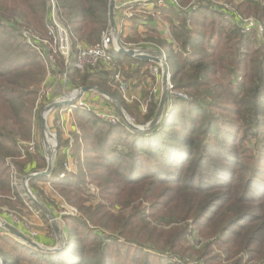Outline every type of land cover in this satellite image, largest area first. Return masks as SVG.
I'll list each match as a JSON object with an SVG mask.
<instances>
[{
	"label": "trees",
	"instance_id": "trees-1",
	"mask_svg": "<svg viewBox=\"0 0 264 264\" xmlns=\"http://www.w3.org/2000/svg\"><path fill=\"white\" fill-rule=\"evenodd\" d=\"M180 1L182 7L175 8V18L169 22H173V39L180 44L181 50L175 52L168 48L166 51L173 92L168 93L160 122L148 133H140L123 123L111 126L97 119L92 111L73 109L74 124L81 128L76 142H85L84 163L79 164L77 172L71 171L59 178L64 171L62 147L65 143L58 133L54 167L46 178L52 183L57 182L53 184L59 187L67 202L84 213L88 222L74 218L83 228L99 227L114 234L120 232L131 236L135 227H141L142 239H146L152 250L165 256V259L146 256L148 261L143 264H148L149 260L156 264H190L183 259L186 253L198 255L196 264H220L218 257H210L209 243L198 249H186L181 243L195 228L204 229L205 235L216 237L218 241L230 236L232 249H225V253L229 250L232 257L244 254L242 258L247 257L244 264H264V144L254 155L243 156V164L238 152L249 136L264 137V41L260 39L258 44L254 35L250 32L242 34L218 13L212 11L209 17L201 7L192 9L186 5L191 0ZM223 1L231 6L236 4L234 7L244 15L255 17L264 33V7L248 0ZM56 3L57 19L67 28L73 50L78 45L88 47L101 41L102 32L109 26V0H56ZM8 15H18L41 30L45 2L0 0V21L3 22L0 27L10 30V36L0 44V206L15 208L20 199L14 194L17 201L10 199L12 187L6 160L14 162L20 178L36 168L35 160L41 162L39 166L44 165L39 152L23 155L22 143L32 140L29 123L47 66L37 53L31 49L27 51L22 41L17 43V38L21 37L15 33L14 25L8 23ZM114 17L120 36L124 26L117 14ZM199 17H209L211 21L205 25L204 21H198ZM190 23L198 29L189 27ZM153 25L150 19L141 24V28H152ZM9 41L12 43L5 47ZM12 48L20 51L14 52ZM114 57L117 68L147 63L121 53ZM62 61L60 68L64 69ZM238 70L244 72L243 80H229L231 75L237 77ZM115 71L99 63L81 73L75 68V59L70 57L67 88L97 87L115 99L134 124H146L155 115L158 99L151 97L146 114L141 116L138 103H125L112 88L110 82ZM131 76L132 73L127 77ZM134 80L135 77L128 80L129 86L132 87ZM227 95L234 101L235 108H226ZM143 96L144 101L147 100L148 93ZM64 107L68 106L61 108ZM224 109L234 113L235 119L229 121L219 116ZM223 126H231L232 134ZM79 146L75 145L73 150L76 148L79 152ZM38 180L46 179H30L32 190ZM89 184L101 186L98 194L110 206L117 199L119 204L129 207L143 197L153 209L162 210L160 219L165 224L172 219L170 204L176 202L172 213L180 225L173 232L157 234L155 228H149L157 224L142 217L144 209L139 204L119 217L103 203L95 208L84 206L82 194L92 199L87 188ZM118 186L130 189L115 197ZM90 235L92 237L86 241L95 239L96 255L87 256L85 241L77 239L76 229L68 227L66 246L56 253L30 251L10 243L12 255L4 251H0V255L4 264H131L132 256L136 258V249L117 245L115 242L119 239L109 237L99 229L92 230ZM38 240L46 245L54 243L45 238ZM143 244V241L134 243L138 248ZM110 248L115 253L113 261L101 259L100 254L103 256ZM27 258L31 261H26ZM242 258L233 264H242ZM210 260L214 263H209ZM253 261L255 263H251Z\"/></svg>",
	"mask_w": 264,
	"mask_h": 264
},
{
	"label": "rangeland",
	"instance_id": "rangeland-1",
	"mask_svg": "<svg viewBox=\"0 0 264 264\" xmlns=\"http://www.w3.org/2000/svg\"><path fill=\"white\" fill-rule=\"evenodd\" d=\"M116 1H117V4H116L115 15L117 14V19L124 26V30H122V32L119 36L120 37V39H119L120 43L122 42L121 44H123V43L129 44L132 47V49H137V48L141 47L142 50H147V51H154V52L163 51L165 56H166V59H165L166 64L168 65V58H167V53H166L167 49L173 48L175 52H178L181 50L180 44L177 43L175 41V39H173L172 30H171V25L173 22H169V20H172L175 18L174 17V11H176L175 8H178L179 6H181V3H180L181 1L180 0H155L154 2H148L147 4L146 3H139L136 6H141V7H145V8L136 7V9H133V5H134L133 2L135 0H116ZM125 1H126L125 5H122ZM195 1H197V0H191L190 2L188 1L186 5L190 6ZM212 1L214 2V4H212L211 1L207 0V3H205L206 5L200 6L203 9L204 13H206L209 17H210V12H212V11L220 14L219 12H216L214 10H218V11L222 10V9H220L221 6L219 5V2H221L223 4L228 5V6L224 7L225 10L228 12V14L231 15L232 13H236L241 18H243L242 27H244L243 26L244 21H250L252 23L257 21L255 17L246 16L242 12H240L237 8H235L236 4L231 6L230 4L224 2L223 0H212ZM243 1L244 0H242V2ZM248 1L252 2L256 6L260 5V7L261 6L264 7V0H248ZM44 2H45V0H44ZM154 5H158V6H154ZM238 6L240 7V4ZM209 17H206V19H201V17H199L200 20L198 19V21H201V22L204 21L205 25H206V23L209 24V22L211 21V19H209ZM220 17L224 20V18L221 14H220ZM7 18H8V23L10 22L11 24L14 25V29L16 31V32L15 31L14 32L21 37V38H17V40H16L17 43H21V41H22L26 45V48L28 49V50L26 49L27 51H29L31 49L30 51H32L33 53H37V51L35 49H33L32 46H30V44H28L29 43L28 40H30L32 42L33 38L37 40L38 46L44 47L45 50H47V51H53L51 42H48L47 44L43 43V41H47V38H48L47 37V28L50 25V22H49L50 13H47L46 5H45L44 21L42 23L41 30H39V29L33 27L32 25L28 24L24 19H22L18 15H8ZM144 18L151 19V22L154 23L155 26L153 25L152 28H149V27L141 28V24H139V21H137L135 19H144ZM226 22L229 23V20L226 19ZM258 23L261 25L260 22H258ZM0 24H3V22L0 21ZM147 24H149V23H147ZM176 24H177V22H176ZM149 26H151V25L149 24ZM189 27H191L194 30L198 29L192 23L189 24ZM109 29H110V27L108 26V28L105 31H107ZM216 29H218V28L216 27ZM9 31L10 30H4L0 27V44H3L2 43L3 39H7L8 36H10ZM207 31H209V30H207ZM249 32H250V34L255 36L256 42L258 44L261 42L260 39L264 41V33L263 32H262V34H259L260 31L256 30V29L250 30ZM118 34H119V30H118ZM160 35H162V36H160ZM8 43H12V42L11 41L7 42L5 44V47H7ZM149 46H152L153 49H148ZM11 50L14 52L20 51V49L16 50V48H12ZM187 50L189 52H191V49L187 48ZM72 52L74 53V50ZM52 55L55 58L56 71L64 72V69L60 68L61 65L59 63L61 60H63V58L58 57L57 55H54V54H52ZM178 62H179V60H178ZM45 65L47 66V71L51 72V68L48 66V64L45 63ZM104 66L106 68L116 70L114 75L115 74L120 75L122 80L128 85V91H129V87H130L128 84V80L132 81L133 77H135L134 81H136V82H133V85H132L133 88H137L139 86L145 87L146 85L150 84L149 89L146 90V92L144 91V93H146V94L148 93L147 100L144 101V98H143L144 96L140 98L136 95H129L128 91H127V97L133 98L134 100L131 103L125 102L127 104H132L134 102H136V104L138 103L141 116L145 115L146 112H143L141 110V106H146V111H147V106H148L149 100L152 96V91L155 88V79L151 75V72H150V68L152 67V63L147 62L141 66L137 65L136 63H133L132 67H130V68H129V66H126V65H124L126 68H124V66H121V65L118 66V68H117V65L115 63L110 64V65L104 64ZM64 68H65V66H64ZM84 70H85V68L83 69V71ZM130 73H132V76L127 77ZM243 73H244L243 71L238 70L236 72L237 77L234 78V76L231 75L229 80H231V79L232 80H236V79L243 80L241 78ZM46 75H47V72H46ZM112 78H113V76L111 77V81H112ZM47 79L48 78H46V76H45L42 84H44ZM68 82L69 81L67 79V85H68ZM110 83H111L112 88L114 90H116L117 93L119 94L117 84L113 81ZM136 83H138V84H136ZM42 84H41V86H42ZM41 86H39V88H38L36 100L38 99L39 90H40ZM161 87H162V85L161 86L157 85L158 104H159L160 95H161ZM72 89H73V87H71L70 91L65 90V93H68V92L75 90V89H73V90ZM170 92H173V89ZM144 93H143V95H144ZM85 94L80 95L78 98L83 97ZM93 94L96 97L100 98V100H102L108 108L110 106L111 109H110V112L108 114L115 113L118 115V113L114 109L111 102H106L103 99L102 95L97 93V92H93ZM53 101H55V100L51 99V98H47V99L45 98L39 104H37V102L35 103L36 105L34 107V111H33L34 113L31 117V120L29 123L31 134H32L31 142H33V145H34L33 152L30 153L26 150L25 145H27L28 143H22V154L23 155H26V154L34 155L35 153L38 154V152H39V153H41V156L43 157L44 165L39 166V165H41V162H38L37 160H35L36 168L33 170H30L27 175L20 178L19 172H18L17 167L15 166L14 162L8 161V164L6 163V165H7V168L9 169L8 171H9V175H10V179H11V187H12V196L10 197V199H12V201H15L16 200L15 197H18L20 199V202H16V204H18V205L15 206V208H13V206L12 207H8L5 205L0 206V221L11 225L15 229H17L21 234H23L27 239L38 243L39 245H41V247L42 246L50 247L52 244H53L52 246H54L56 243L59 242L60 239L58 238V234L53 230L52 225H51L50 221L47 219V217L44 214H42L28 200V198L24 194L23 187H22V179L28 175H32L34 173L46 171V168L48 165L47 164V162H48L47 156H48V151L50 150L49 149L50 146H46L44 139L41 137L40 117H41L43 109L47 105L53 103ZM107 101H109V100H107ZM225 104L227 105L226 108H228V107L235 108L234 101L228 95L226 97ZM86 105L88 106L89 104L86 102ZM62 109H65V108L58 107L56 109H53L54 111L47 113L46 117H45L47 133L50 134L51 137L53 138L52 145L49 142H47V143L51 146H55V144L57 145V150H56V153L54 155V158H55L57 151H58L59 144H58L57 135H58V133L60 134L59 126H60L61 121H62L61 115L58 112H56V110L60 111ZM121 109L123 110L126 117L129 119V121L132 124H134L133 123L134 121L130 117V115H128V113L122 107H121ZM220 113H221V115H219V116H224L225 118L229 119V121H230V119H235L234 113L228 111L227 109H224V111H222ZM94 114L96 116V114H98V113H94ZM69 116H70L69 121L71 124L73 123V126L75 127V129H77V132H75L74 136H72L70 139V141H72L71 147H68L69 146V140H67L64 142L65 148L62 150L63 152H65V149H67V151L65 152V157H66L67 161L65 160L63 162V170L65 169L64 163L67 162V169H69L68 173H70L71 171L77 172L79 164L82 165L84 163L83 155H84V151H85L83 148V146L85 145V142L82 143L81 140H80L81 142H79V141L76 142V139H75L77 136L81 135V132H80L81 128L77 124L76 125L74 124L75 121L73 120L74 119L73 115H69ZM96 118L101 120L98 117H96ZM134 125H136V124H134ZM144 125H136V126H144ZM223 127L228 131L229 134H232V129L230 128L231 126H229V127L223 126ZM140 133H143V132H140ZM60 137H61V135H60ZM46 139H47V137H46ZM77 144L80 145L78 147L79 152L76 150V148L73 150V147ZM263 144H264V137L260 136L259 138H253V137L249 136L247 138V140L245 141V143L243 144V146L240 147V151L238 150V152L241 153L240 154L241 158L239 161L243 164L245 159L242 157L245 155H248V154L250 156L254 155L257 151H259V149L262 147ZM54 158H53V161L51 162V169L54 167ZM79 158H80V160L77 161ZM51 169H50V172H51ZM47 177H49V176H47ZM43 178H45L47 181L46 180L36 181L34 183V185H35V190L33 189L34 191L30 188V184L28 182L27 183L28 190L30 191L31 195L35 198V200L40 205H42L49 213H51L54 216L56 227L59 230L61 237L63 239H65V241H67V239H68L66 236V227H68L69 229H72V228L76 229L77 234L79 235L77 239L85 241L84 246H85V251L87 253V256L98 254L97 246H95V244H96L95 239L92 238L89 241H86V240L88 238L92 237L90 235L92 230L99 229V230L103 231L105 234L110 235L109 237L119 239L118 241L115 242L117 245H119V246L121 245L122 247H125V248L129 247V248H135L136 249L135 250L136 251V258H134L132 256V261H130L131 264H143L144 262H147L148 259L146 258V256H153L154 255L157 257H161L162 259H165V256L163 255V253L156 252V251L152 250L149 247L150 244H148L146 239H142V237H144V236L141 233H139V230L141 227H135L133 230V235H131V236L122 235L120 232L114 234L112 232L102 230L99 227H92L91 226L89 228L88 227L83 228L82 226H80L78 223L75 222L74 218H79V219L81 218L82 220L88 222L84 213L76 205H74L72 203L70 204L67 202V200H66L67 198L64 197V195L60 192L59 187L53 184V183H57V182L52 183V181L50 179H47L46 176H43ZM87 188H88V191L90 192V194L92 195V199H89V198H87V195L82 194L81 196L85 200L84 206H89V207L95 208L100 203H103V204H105V207L108 208V210H110L111 213L115 217H119L120 215L127 214L133 205L136 206L139 204L144 209V211H143L144 215H142V217L145 216L144 217L145 220L149 221L150 223L157 224L156 226L153 225L154 227H149V228H155L157 234H159V233L164 234L165 232H169V231L173 232L174 230L177 229V226L180 225L179 222L175 221V219H176L175 215L172 213V207L176 204V202H173L170 204L172 219H171L169 224H165L164 221H162L160 219L162 210L157 211V210L153 209L150 206V202L146 201V199H144L143 197H139L135 202H132V204L129 207H124L123 205L119 204L117 199L114 200V205L110 206L109 203L106 202V200H104L100 196V194H98V191L101 189L100 185L89 184ZM128 189H130V188L124 187V186H118V190H116L115 197H119L122 194V191L124 192ZM131 190L133 191V189H131ZM69 193H71V192H69ZM13 194L15 195V197L13 196ZM72 195H74V194H72ZM3 212L7 216H4ZM164 213H168V211L164 210ZM7 217H8V219H7ZM11 218L18 219L20 221L19 226H16L17 224H15L13 221H11ZM9 221H10V223H9ZM126 230H127V227H125L123 231L125 232ZM205 234H206V231L204 232V229H202V231H201L199 228H195L192 231L190 230V234H186L185 238L182 240L181 243L184 245V247L186 249L191 248V247L198 249L202 246V244L206 245L209 243L210 244L209 245L210 246V257H218V259L221 262L220 264H233V263H235V261L237 259H240L243 257L244 254L238 255L237 257L231 256L230 251H229L230 249H232V248H230L232 246V243L229 241L230 236L224 237L223 241H218V240H216V237H213V236L210 237V236H207ZM39 238L54 240V243H52L51 245H46V244H43L42 242H40L38 240ZM77 239H75V241H79ZM141 241H143L144 246L139 247V248L135 247L134 243L141 242ZM80 242L81 241H79V243ZM224 242H226V243H224ZM10 243H12V244L15 243V245L17 244L18 246H20V247L22 246L23 248H26L30 251H35V252L37 251V250L31 248L30 246H28L25 242H23L19 238L15 237L14 235H12V234H10V233H8V232H6L0 228V251H4V252L9 253V255H12L11 253H12L13 247L10 246ZM79 247H82V246H79ZM225 249H229L228 253H225ZM39 252H41V251H39ZM15 255H18V253L15 252ZM197 256L198 255H192V254L186 253V254H184L183 259L185 261H187L188 263L190 262V264H196ZM100 257H101V259L104 258L107 261H109V260L113 261V259L115 258L114 250L112 248H110V250L106 254H104L103 256H102V254H100ZM1 258H2V256H1ZM246 259H247V257H244L241 259L242 264L245 263ZM26 261H31V259L27 258ZM32 261H33V259H32ZM171 262H173V260H171ZM174 262L179 263V260H175ZM209 263H214V261L210 260ZM251 263H255V262L253 261ZM0 264H1V262H0ZM21 264H26V263H21ZM148 264H156V263L152 262V260H149Z\"/></svg>",
	"mask_w": 264,
	"mask_h": 264
},
{
	"label": "built area",
	"instance_id": "built-area-1",
	"mask_svg": "<svg viewBox=\"0 0 264 264\" xmlns=\"http://www.w3.org/2000/svg\"><path fill=\"white\" fill-rule=\"evenodd\" d=\"M154 1L155 0H135L133 2V4H134L133 9H136V7L145 8V7H141V6H136L139 3H146L147 4L148 2H154ZM209 1H211L212 4H214V2L212 0H209ZM125 3H126V1L122 5H125ZM205 3H207V0H201V1L197 0L194 3H192L190 6H192V9H198V8H200V6L206 5ZM116 4H117V1H116ZM45 5H46L47 13H50V19H49L50 25L47 28V37H48L47 41H43V43L47 44L48 42H51L53 51H47V50H45L44 47L38 46L37 40L34 39L33 37H32L33 41L31 42L30 40H28V42H29L28 44H30V46H32V48L37 51V53L41 57V59L46 64H48V66L51 68V72L46 70V72H47L46 78L52 77L57 81L63 82V84L67 83V66H68L70 57H73L75 59V68L78 71H80L81 73L83 72L84 68L93 67L99 63H103L105 65H110V64L115 63V57L114 56H115V54L119 53V51H118V47L115 43V39H114L110 29L102 33L101 41L99 43H97L93 46H88V47L78 45L75 47L74 53H73L72 52L73 46H72L71 37L68 33V30L63 25V23L57 19V15H56L57 3H56V0H45ZM219 5L221 6L220 9H222V10H220V11L214 10V9L213 10L216 12H219L223 16L225 21L227 19V20H229V22L233 26L239 28L242 34L248 33L250 30H253V29L259 30L260 31L259 34H262V32H263L262 26L257 21H255L254 23H252L250 21H244V24H243L244 27H242L243 18H241L236 13H232L231 15L228 14V12L224 8L228 5L223 4L221 2H219ZM154 6H158V5H154ZM115 10H116V5H115ZM135 20L139 21V24H143L146 21H150V19H147V18L135 19ZM121 45L125 50H137V51H140L141 54H145L143 52L147 51V50H142L141 47H139L137 49H132V47L129 44L123 43ZM161 52L163 53L164 57H166L164 52L163 51H161ZM52 54L63 58L64 66H65L64 72L56 71L55 58ZM150 72H151V75L155 79V88L152 91L151 97H153L154 99H157L158 98L157 85L161 86V84H162L161 63L160 64L152 63V67L150 68ZM112 81L117 84L121 98L125 102L131 103L134 99L127 97L128 85L122 80L120 75L119 74L113 75ZM73 89H75V90H73ZM73 89H72L73 91L68 92V93H63V95L55 98L54 100L58 101V102L65 100V99L72 101L78 95L80 88H78V89L73 88ZM172 89H173V86H172L171 82L168 81L167 82V91L169 93H172V92H170ZM51 92H52L51 88L46 83L42 84V86L39 90L38 99L36 100L37 104H39L45 98L46 99L49 98V96L51 95ZM103 97L106 100L110 101V99L107 96L103 95ZM67 106L68 107H64L65 109L63 111L68 113V114H72V110L77 109V108L81 109V110L90 111L89 105L88 106L86 105V101H85L84 97L78 98L75 102H72V103L68 104ZM141 110L143 112H146V106H141ZM52 111H50V112H52ZM96 116L98 118H100L101 121H104L111 126H117V125L123 123L122 119L115 113L108 114V113L101 112V113L96 114ZM75 131L77 132V129H75ZM30 142H28V144L25 145V148L28 152L32 153L34 150V145H33V142H31V143ZM71 144H72V141H69V146H71ZM8 161L11 162L10 159H7L6 160L7 164H8ZM64 166H65V169L60 174V176H59L60 178H63L64 175L69 172V169H67V162L64 163ZM3 215L7 216L4 212H3ZM7 219H8V217H7ZM11 221H13L15 224H17L16 226H19V224H20V221L16 218H11ZM9 223H10V221H9Z\"/></svg>",
	"mask_w": 264,
	"mask_h": 264
},
{
	"label": "water",
	"instance_id": "water-1",
	"mask_svg": "<svg viewBox=\"0 0 264 264\" xmlns=\"http://www.w3.org/2000/svg\"><path fill=\"white\" fill-rule=\"evenodd\" d=\"M115 5H116V0H109L107 15H108V25H109L110 30L112 32V35L115 39V43L118 47L119 53L130 56L136 60L144 61V62H150V63H154V64H160L161 63V67H162L161 95H160L159 104H158V107L156 109L154 117L151 119V121L146 123L144 126H136V125L132 124L131 122H129L128 118L126 117L123 110L121 109L120 104L116 100H114L113 98L106 95L104 92H102L97 87H94V86L82 87L79 89L78 96L75 97V99H73L72 101L67 100V99L62 100L60 102L53 101V103L47 105L43 109L41 117H40L41 137L43 139L45 138V132H47L46 122H45L46 114L49 113L50 111H52L53 109H56L58 107L65 106V105H68L72 102H75L80 95H83V94L88 93V92H97L101 95L107 96L110 99V102L112 103L114 109L116 110V112L118 113V115L120 116L122 121L124 122L125 126L131 130H134L137 132L147 133L160 122V120L163 116V113L165 111V108H166V103H167V96H168L167 82L170 81L169 69H168V66H167L166 61H165L166 57H164L163 53L159 52V51H157V52L144 51L143 53H145V54H141L140 51L125 50L122 47V45L119 41L118 30L116 27V21H115V17H114ZM48 135L51 137L50 134H48ZM56 150H57V145L55 144V146H53V148L48 151V156H47V160H48L47 164L48 165H47L46 171L34 173L32 175H28V176L24 177L22 179V187H23L24 194L26 195L28 200L42 214H44L47 217V219L50 221L53 230L58 234V238L60 239L59 242L56 243L54 246H50V247L42 246L41 247V245H39L38 243L27 239L23 234H21L17 229L12 227L11 225L0 221V228L1 229H3L4 231H6L12 235H14L15 237L19 238L20 240L25 242L31 248H33L37 251H41L43 253H47V254H53V253H56L57 251L64 249V247L66 246V241H65V239H63L61 237V234L56 227L54 216L51 213H49L42 205H40L35 200V198L31 195L30 191L27 189V183L30 179H32L34 177H43V176L47 177L50 175L51 162L53 161ZM0 262H1V264H4L1 256H0Z\"/></svg>",
	"mask_w": 264,
	"mask_h": 264
},
{
	"label": "crops",
	"instance_id": "crops-1",
	"mask_svg": "<svg viewBox=\"0 0 264 264\" xmlns=\"http://www.w3.org/2000/svg\"><path fill=\"white\" fill-rule=\"evenodd\" d=\"M52 90L51 92V95L49 96V98L51 99H55L61 95H63V93H65V90L67 91H70L68 90L67 88V83L63 84V82L61 81H57L55 80L54 78L52 77H49L46 82H45ZM150 87V84L149 85H146L145 87H142V86H139L137 88H133L129 87V91H128V94L129 95H136L138 97H143V93L144 91L146 92V90H148ZM75 88V87H74ZM93 92H88L86 93L83 97L85 99V101L89 104V110L94 112V113H109L110 112V106L109 108L105 105V103L100 100V98L96 97L95 95H92ZM103 97V95H102ZM137 97V98H138ZM103 99L106 101V102H110V101H107L104 97ZM112 106V105H111ZM64 109L60 110V111H57L60 115H61V118H62V121H61V124L59 126V132H60V135H61V139H62V142H65L67 140L70 141L71 137L74 136L75 134V127L73 126V123L71 124L69 119H70V116L69 115H72V114H68L66 112L63 111ZM54 111V110H53ZM79 142H81L79 140ZM68 147H71V146H68ZM65 148V146L62 147V150ZM67 151V149H65V152ZM64 152V153H65ZM65 160L67 161L66 157H65Z\"/></svg>",
	"mask_w": 264,
	"mask_h": 264
},
{
	"label": "bare ground",
	"instance_id": "bare-ground-1",
	"mask_svg": "<svg viewBox=\"0 0 264 264\" xmlns=\"http://www.w3.org/2000/svg\"><path fill=\"white\" fill-rule=\"evenodd\" d=\"M65 106H67V105H65ZM61 107H63V106H61ZM46 137H47V139H46ZM44 142H45V145L46 146H50L49 147L50 150L53 148V146H51L52 145V142H53V138L50 137L47 132H45ZM47 142H49L51 145H49ZM27 189H28V187H27Z\"/></svg>",
	"mask_w": 264,
	"mask_h": 264
}]
</instances>
